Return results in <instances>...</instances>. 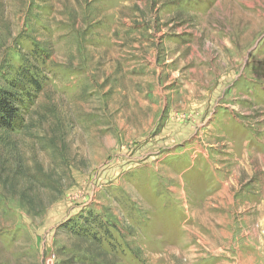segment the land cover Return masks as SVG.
Here are the masks:
<instances>
[{"label": "rangeland", "instance_id": "1", "mask_svg": "<svg viewBox=\"0 0 264 264\" xmlns=\"http://www.w3.org/2000/svg\"><path fill=\"white\" fill-rule=\"evenodd\" d=\"M13 82L0 264H264V0H0Z\"/></svg>", "mask_w": 264, "mask_h": 264}, {"label": "trees", "instance_id": "2", "mask_svg": "<svg viewBox=\"0 0 264 264\" xmlns=\"http://www.w3.org/2000/svg\"><path fill=\"white\" fill-rule=\"evenodd\" d=\"M28 72L22 73L23 79L30 85H36V82ZM7 88H0V130L17 131L23 128L24 120L19 114L24 103L23 97L27 94L23 93V85L19 82H13Z\"/></svg>", "mask_w": 264, "mask_h": 264}]
</instances>
